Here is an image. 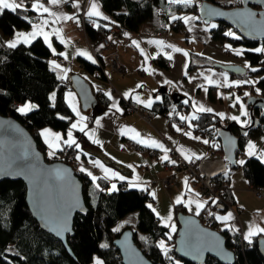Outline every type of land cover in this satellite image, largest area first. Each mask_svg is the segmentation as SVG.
Returning a JSON list of instances; mask_svg holds the SVG:
<instances>
[{"label": "trees", "instance_id": "16d2710c", "mask_svg": "<svg viewBox=\"0 0 264 264\" xmlns=\"http://www.w3.org/2000/svg\"><path fill=\"white\" fill-rule=\"evenodd\" d=\"M103 7L106 8L110 16L119 21L120 25L127 29V31L140 30L141 25L147 20H150L158 13L162 14L166 20L176 28L183 23L182 20L172 21L170 14L173 11H188L193 10L198 13L199 0L188 6L183 5H169L168 0H101ZM219 2L226 6H233L240 3V0H207ZM29 9V8H28ZM33 11L31 9L25 11L18 9L16 12L4 10L0 14V112L6 115H13L20 120L38 141V146L41 151L47 154V144L41 139L39 129L44 125H51L54 129L68 131L72 121L76 118L66 99L65 92L72 88L67 79L61 80L58 69L53 70V64L50 63L52 53L51 48L43 37H38L31 45H19L15 49H9L5 45L6 41L3 34H11L18 28H28L31 23L28 15ZM27 17L28 19H25ZM201 19V17H199ZM100 24H107V21L100 20ZM216 28L212 29V37L220 41L230 42L233 45H243L245 51L243 56L248 59L249 63L259 72H251L246 68L244 73L238 74L231 72L232 76L240 75L245 79H259V83L255 86L245 85L249 87L250 94H264V53H256L250 51L255 49L257 45L263 44L264 41L249 39H234L225 36V32L234 31V27L229 23L215 22ZM85 30L93 42H100L105 35L109 34L111 29L101 27L95 28L92 22L86 18ZM3 34H2V33ZM60 44V43H59ZM189 68L196 65L216 64L211 62L207 57H202L196 52H192ZM80 63L86 67L87 70L95 72L100 68V75L106 77V73L101 66L91 62L87 58L80 57ZM161 62L165 64L163 59ZM216 66H219L216 64ZM220 67V66H219ZM244 88V86L242 85ZM259 88L260 92L256 89ZM215 89L209 88V98L215 100ZM98 97L97 107L90 113H86L88 123H92L97 115L108 108L109 99L101 90L94 91ZM55 93V100L51 99L52 94ZM246 98L248 96H245ZM30 101L38 107L26 115L19 113L16 109L20 107L21 103ZM131 102L129 99L128 102ZM125 103V100H124ZM151 108H145L150 114L152 112L167 113L171 107L178 110L183 107L184 100L176 105L170 97V100L165 98L162 101L156 100L153 102ZM127 106V105H126ZM188 106V104H187ZM249 106V104H248ZM143 107V106H142ZM144 108V107H143ZM254 112L259 117L260 124L255 128L248 130V135L241 134L236 126L233 130L240 134V147L237 150L239 154L244 141L250 135L264 134V113L261 108H254ZM199 119L193 120L195 122L194 131L202 135L219 134L218 128L227 123L214 112L212 113H196ZM65 117L66 119H61ZM178 114L174 113L172 118H177ZM173 120V119H172ZM86 131V130H85ZM75 139L80 145L77 149L75 146H63V150H58L55 155L47 156L50 160L61 159L68 161L74 166V161H84L86 157L102 158L124 176L130 175L129 168L105 156L103 148L93 139L89 138L85 132L75 130ZM209 139V137H208ZM132 143V142H131ZM136 147L143 148L145 146L133 142ZM222 146V145H221ZM219 147L220 149L222 147ZM92 156V157H91ZM238 157V155H237ZM82 158V159H81ZM248 163L242 166L244 174L246 175L250 185L257 187H264V163L258 159L249 158ZM232 166V168H237ZM90 171V170H89ZM228 172V170H226ZM226 171L211 176V180L218 190L221 198L219 200L215 196H209L208 204L202 210L200 215H197L203 223L212 229H215V224L207 222L206 216L213 210L221 212L227 211L228 206H233L235 203V196H233L230 187L231 175ZM94 173L93 171H91ZM80 180L84 182V197L85 203L88 207L86 215H77L74 220V235L69 237L68 244L71 247L74 257L70 256L67 248L62 244L60 239L51 235L42 227L32 216L29 207L26 203V185L20 181H13V179L4 178L0 182V264H93L96 255L101 257L105 264H122V256L119 250L113 245V241L120 235L119 233L127 230V227L121 231H114L116 225L120 220L131 213H138L137 229L133 230L134 240L147 255L153 264H174L179 261V264H193L189 261L181 260L177 253H175V239L177 232L172 235V239H168V228L161 224L159 217L147 207L153 202V197L150 192L142 189L128 188L123 182L118 184L116 191H110L112 184L111 180L100 179L95 183L100 185L99 188L85 172L77 171ZM97 177H102L100 174H95ZM215 200L218 203L214 204ZM177 218L180 212L188 213L183 203L177 204L176 207ZM228 248L234 251V264H264V257L259 249V241L264 238L261 235L255 236L252 243L243 239V235L236 229H225L222 231ZM146 237L147 242L141 240V237ZM165 240L167 246L170 248L168 255L172 257L169 260L163 254V251L158 247L160 240ZM107 243L108 248H101L100 245ZM195 264V263H194ZM204 264H223L217 259L208 257Z\"/></svg>", "mask_w": 264, "mask_h": 264}, {"label": "crops", "instance_id": "0c3cea01", "mask_svg": "<svg viewBox=\"0 0 264 264\" xmlns=\"http://www.w3.org/2000/svg\"><path fill=\"white\" fill-rule=\"evenodd\" d=\"M33 2L34 0H23V3L29 9H31ZM42 2H44L46 6L48 5V0H42ZM88 3L89 0H81V9L79 11L71 6V0H69L68 3L53 8L55 11H62L63 13L69 15L77 14L79 23L69 20L52 26L61 28L63 30V36L65 37L66 41H70V43L62 44L56 36H51L50 42L52 44V48L55 49V53L51 56L50 63L53 64L52 62H55L58 64L59 60H63V64L65 65H63L61 68L69 70L66 73V76H69L70 73L78 72L87 77V79L93 85L94 91L101 90L104 93L111 92L115 100L119 101L118 107L121 109V111H116V109H113L111 107L113 101L109 100V106L106 110L97 113L92 123H88L87 119L86 122L87 125L90 126V131L94 130L95 132V135L92 137V139H98L101 142L98 145L103 148L105 156L108 159H112L120 164L122 163L126 165L130 170V175L124 176L118 171V169L100 157H86L83 161L84 165L82 167L90 171H95L94 173L103 176V171L92 163L94 160H99L105 165L106 168H110L113 171L118 172L121 176L126 177L125 180L109 179L112 181V183L123 182L128 188L133 189L147 188L150 193L152 190H158L160 187H164V189L167 191L172 187L178 188L179 190L183 188L185 189V202L183 203L185 209H187L188 213L195 214V201L197 200L188 197V194L190 193L189 189L192 190L195 188L194 178L191 177L190 174L187 176L188 173L176 174L174 176V183L168 188H165L163 179L168 175L169 171H167L166 167L164 166L165 162H171L162 159L165 154H167L170 157V160L173 161L176 157L181 156L185 158V155H191L192 153H195L196 156H199L200 158L196 159L193 157V159L198 161L197 163L199 169H201L205 176L211 177L226 170H228L231 175L228 186L230 187L233 196H235V203L232 207L233 210L237 212L238 218L240 220L239 224L236 222L234 224L233 219L228 221V223L231 224V227L235 229L238 225H240L242 228L243 239H245L250 226L264 227V197L259 198L258 195H256L253 190L254 186L250 185L246 175L244 174L242 166L239 165V167L231 169L232 166L226 161L227 159L225 158V153H223L222 148L210 151L208 149L209 144L206 145L202 143L203 139L208 140V136L194 131L195 122L192 120L191 124L193 127H189L188 121L180 119V116L191 117L193 115V101H196L198 104H202L205 107L214 109V113L223 112L225 114V118L223 119L224 121H227V119H229L228 117L233 115L241 116L240 105L237 104L236 107H232V104L235 102L234 96L241 97L242 102L249 114L247 98L244 95L245 92L250 90L249 87H245V85H243L244 88L242 86L229 88L208 85L203 76L200 75V73L209 75L210 73L208 70L211 69L212 73H215L213 76L214 80H223V77L221 76L222 73L227 74L229 82L240 80L241 78L240 75L232 76L231 72H229L227 69L216 66L214 63L235 62L233 57L228 54L230 52L226 53V50H224V47H226L225 43L227 42L222 43L212 37V28H210V25L214 24L215 22L212 21L211 23L206 24L202 19L194 20L191 23L192 31H189V25H186L184 22L180 24L178 28H176L169 22V20H166L162 14L158 13L156 17L143 23L140 27V30L127 31L129 36H126V38L115 39L116 41L112 46L101 48L100 42H96L95 47L99 49L100 52L99 54H95V51H93V47L91 46L93 41L85 30V23L82 20V14L87 10ZM98 3L100 5V11L103 12L104 15L108 16L110 20L114 19L110 16L106 8L103 7L102 1L98 0ZM171 14H175L177 16L200 17L199 14L191 9L188 11H173ZM28 18L32 22L31 25L28 28H18L15 31L29 32L32 30V24L40 22L39 14L34 11L28 15ZM108 22L109 21H107V24ZM46 30L50 31V28ZM14 32L7 35L3 34L2 32L1 33L3 34V37L6 41H10L14 38ZM107 35L111 36V31ZM133 39L140 41L141 47H143L145 52L150 55H154L158 49L156 46L147 43L149 40H163L167 44L175 45L183 51L188 52L189 55L185 57L183 52H172L170 49H165V51H168L172 54L173 59L168 60L164 55H160L155 59H150L145 67L150 66L151 69H155V72L149 74L141 67L143 63V56L141 55L139 49L132 45L131 41ZM76 49L86 50L88 53H90L93 60H95V63L100 65L104 73H106V77L100 75V68H97L95 72L87 70L79 60L80 57L84 58L85 56L77 55ZM113 51L118 52L119 59L124 67L123 71L113 70L111 64L107 62L106 56ZM61 52L67 53L68 58L65 59L63 56H60L59 53ZM192 52H196L202 57L204 56L208 59L210 58L211 62L214 64L196 65L192 68H189ZM242 57L244 56L242 55ZM160 59H163L165 64L161 62ZM90 61L92 62V60ZM58 71L60 75H65V73L61 72L59 69ZM185 72L187 74H185ZM190 77H195V79L190 80ZM165 80L172 81V83H164ZM138 84H142L143 87L136 88ZM202 84L207 87V92H205L203 88L199 87V85ZM161 86H165V89L160 90ZM210 87L215 89V100H211L208 96ZM72 89L73 88L67 89L65 94L67 91ZM133 89H135V92L126 98L124 93ZM174 90L180 91V93L183 95L182 101L187 100L188 106L187 104H183V107L179 108L178 110H175L174 107H171L167 113L152 112L151 114H153V117L151 121H148L142 114H138L131 110L129 111L126 106L127 104L124 103V100L130 99L133 104L139 106L141 105L147 109L144 104L136 102V95H139L141 99L145 101L150 98L153 101H162L165 98L170 100V97L172 99V92ZM185 93H187V95H185ZM230 95L233 96L232 99L224 98ZM174 113L178 114V117L175 119L172 118ZM249 115L248 117L241 116V119L249 120ZM97 119H101V127H97L95 123ZM176 127H179L182 131H176ZM128 129H135L136 132H139L140 137L138 139H147L151 137L152 139L162 143L165 148L169 149V151L165 153L159 148L145 146V150L143 148L141 149L136 147V145L133 144V142H136V140L131 138L135 135V133L127 131ZM67 132L68 131L63 133L65 139L67 138ZM185 132H191L193 136L200 137L201 140L191 139L190 137L184 135ZM39 134L41 139L45 142L44 138L41 136V130L39 131ZM169 137H171V139H169ZM249 141L255 143L257 150L264 149V134L260 133L256 135H250L244 141V146L238 154L237 159H249L245 156L246 147ZM140 145L142 146L143 144ZM63 146L64 145H61V147ZM181 146H183V154L180 151ZM50 150L51 149L47 145V156H49L48 153ZM153 150H155V152L152 154ZM129 165H132V167H129ZM94 167H96L98 170H96ZM99 170L101 171L99 172ZM186 178L188 180L187 187L184 184ZM134 183L138 186L132 187L131 185ZM177 191L172 190V194L177 193ZM261 192L264 194V187H261ZM189 199L194 201V203L191 205V209L187 205V201ZM202 199L203 200L201 201H208V198ZM173 203L176 204L175 201H173ZM228 211H224L226 213L219 211V213L222 216L227 214ZM161 224L164 225L162 221ZM167 228L172 235L177 232L175 231L172 233L171 228ZM177 228L178 225L176 230ZM262 236L264 237V234H262Z\"/></svg>", "mask_w": 264, "mask_h": 264}, {"label": "water", "instance_id": "95a60500", "mask_svg": "<svg viewBox=\"0 0 264 264\" xmlns=\"http://www.w3.org/2000/svg\"><path fill=\"white\" fill-rule=\"evenodd\" d=\"M210 10H215V12L222 14L210 15ZM240 12L253 13L256 21L264 22V0H240L239 4L231 7L219 2L201 0L198 7V14L203 21H207V23L225 21L235 27L243 38L252 41H264V34H250L238 23L240 17L236 14ZM216 64L235 74H241L246 71L244 65L238 62H217ZM69 81L71 87L80 96L84 113H90L97 107L98 103V97L95 95L93 85L86 76L78 72L70 73ZM164 89L165 86H161L160 90ZM182 98L183 95L180 91L174 90L172 92V100L176 105L180 104ZM247 103L249 104L250 114L248 127H242L240 123L230 119L218 128L225 158L230 156L233 161L238 160L237 150L240 147V134L233 130V126H236L241 134L244 135V132L248 133L250 128H255L260 124L261 120L254 112V108H261V113H264V94H250L247 97ZM229 138L235 143L229 144ZM25 149L29 153V160L36 165L38 175L8 174L11 171L8 168V164L15 157L21 155ZM226 161L231 166L238 165L230 163L228 159ZM56 170H60L63 173L62 178L55 176ZM4 178L13 179V181L20 180L26 185V203L32 216L40 227L60 239L70 256L74 257L68 240L69 237L74 235V220L76 216H83L88 212L83 192L84 182L80 180L77 171L70 162L61 159L50 160L47 154L40 150L35 136L20 120L13 115L10 116L0 112V182ZM77 201L78 203L73 206V203ZM62 207L68 213V231H65L63 236H60L53 230L54 224L48 219V213ZM177 221L179 229L175 239V253L181 260L189 261L193 264H204L205 260L211 257L223 264L235 263L236 255L234 251L228 248L227 240L222 231L205 225L193 213L180 212ZM119 234L113 241V245L119 250L120 256H122V264H153L147 255L144 254L141 247L136 244L132 229L127 228V230ZM193 234H198L202 241L209 246V250L204 251L202 255L190 250V238ZM217 240L218 248L212 250ZM259 249L264 257V238L259 241Z\"/></svg>", "mask_w": 264, "mask_h": 264}, {"label": "snow or ice", "instance_id": "6c2138e0", "mask_svg": "<svg viewBox=\"0 0 264 264\" xmlns=\"http://www.w3.org/2000/svg\"><path fill=\"white\" fill-rule=\"evenodd\" d=\"M68 2H69V0H48V5L46 6L45 3L42 2V0H34V2L31 5V10L39 14L40 22L32 24V30L29 32L15 31L14 32V38L12 40L8 41L5 46L9 49H15L21 44L31 45V43L34 40H36L38 37H43L44 40L46 42H48V47L52 48V44L50 42L51 36H56L62 44L70 43V41H66L65 37L63 36V30L61 28L52 27L53 25H56L60 22H66L69 20H73L76 23H79V18H78L77 14L69 15V14L63 13L62 11L53 10L54 7L63 5V4L68 3ZM168 3H169V5H183L184 7H188L194 3V0H168ZM71 6L74 9H77L79 11L81 9V0H71ZM6 9L10 10L12 12H16L18 9H23L25 11L29 10L27 8V6L23 3V0H0V14H2L4 12V10H6ZM84 14L92 22L93 26L97 29H99L101 27L108 28L110 24L115 23L114 21H110V18L108 16L104 15L103 12L100 11V5L98 3V0H89L87 10L85 11ZM209 14L210 15H220L222 13H217V12H215V10H210ZM236 15L238 17H240L238 23L246 31H248L250 34H255V33L264 34V22L256 21L254 19L255 14L240 12V13H237ZM25 19H28V18L25 17ZM170 19L172 21L182 20L186 25H189L188 30L192 31V27H191L192 21L200 19V18L196 17V16H177L175 14H170ZM100 20L109 21V24L102 25L98 22ZM29 22L31 23V21H29ZM205 23L207 24V21H205ZM216 27H217L216 24L210 25V28H212V29H214ZM49 28H50V31H47L46 29H49ZM206 30H209V29H206ZM224 34H225V36L232 37L234 39H240L241 38L240 36L236 35V33L233 31H227ZM124 35L129 36L128 33H124ZM108 39L111 40L112 37L109 36ZM131 43L134 47L139 49L141 55L143 56V63L141 65V67L143 68L144 71L148 72L149 74H152L153 72H155V69H151L150 66L145 67V65L147 64V62L150 59H155L160 55H164L168 60L173 59L172 54L168 51H165V49H170L172 52H183V55L185 57H187L189 55L188 52L183 51L182 49L176 47L175 45L167 44L163 40H149L147 42V43L152 44V45L157 47L158 50L154 55H150V54L146 53L145 49L143 47H141L140 41L133 39L131 41ZM100 47L103 48L104 45L101 44ZM226 48L233 51L235 53V55H237V56H242L244 54V51H245L244 49H233L231 45H227ZM52 51H53V53H55L54 48H52ZM250 51H254L256 53H264V46L257 47L255 49H251ZM76 54L85 56V57H87V59L92 60V62L95 63V60H93L91 54L88 53L86 50L76 49ZM59 55L63 56L65 59L68 58V54L65 52H61V53H59ZM52 63H53V70L59 69L61 72L65 73V75H61L59 78L61 80L67 79L66 73L69 70L68 69H62L61 66L59 64H56L55 62H52ZM244 67L249 69L251 72H259L260 71L259 68L253 67L247 61H245ZM208 72L210 73L209 75H205L204 73H200V75L203 76L204 80L207 82L208 85H215L217 87H229V88H231V87H240L242 85L255 86L257 83H259V79H256V80L245 79V80H235V81L229 82L226 73L221 74V76L223 77V80H219V79L214 80L213 76L215 75V73H212L211 69H209ZM185 74H187V73L185 72ZM191 79H195V77H190V80ZM260 79H264V77H261ZM164 83L171 84L172 81L165 80ZM141 87H143L142 84H138L136 86V88H141ZM199 87L203 88V90L205 92L208 91L207 87H205L203 84L199 85ZM256 91L260 92V89L257 88ZM134 92H135V89L130 90L129 92H125L124 96L127 98L130 95H132ZM105 95L108 97L109 100L113 101L111 107L113 109H116V111H121V109L118 107L119 101L115 100V98L112 96L111 92H106ZM185 95H187V93H185ZM244 95L249 96L250 93L245 92ZM224 98L232 99L233 96L230 95V96L224 97ZM51 99L53 101L55 100V93L52 94ZM157 99H159V98H157ZM135 100L138 103L144 104V106L147 108H151L152 104L154 102L151 98L146 100V101L142 100L139 95L135 96ZM234 100H235V102L232 104V107H236V105L239 104L240 109H241V116L248 117L249 114L245 108V105L242 102L241 97L240 96H234ZM68 103H69V106L71 107L72 111L75 113V115L77 117H79V119L76 122L71 124V126L67 132V138L66 139L64 138V136L62 134L54 133L48 129H45L41 132V136L44 138L45 143L51 149V151H49V153H48L49 156L55 155L57 150H63L61 145H64L67 147L75 146V148H77V149L80 148V145L77 143L76 139L74 138L73 130L85 132V134L88 135L90 139L95 135L94 130L90 131V132L85 131L87 129V124L85 123L87 118L81 115V112L77 106L76 96L72 92L68 93ZM184 103L187 104L188 101L185 100ZM37 107H38L37 105L31 103L30 101H27L22 106L18 107L16 110L19 113L26 115L27 113L33 111ZM192 108H193V115L191 117L180 116L181 120H185V121L189 122V127H193V125L191 124L192 120L199 119V117L196 115V113H203V112L212 113V112H214V109H212L210 107H205L202 104H198L196 101L192 102ZM215 114L217 116H219L221 119L225 118V114L223 112H217ZM241 116L233 115V116L228 117V118L233 120V121L240 123L242 125V127H245V128L248 127L249 126V120H242ZM60 118L66 119L65 117H60ZM101 119H97L95 121L97 127L102 126L101 125ZM174 127H175V125H174ZM127 131H131V132L135 133V135L132 136L131 138L136 140L137 143L143 144L146 147L159 148V149L163 150L165 153H167L169 151V149L165 148V146L162 143H160L159 141H156L155 139H152L151 137H149L147 139H142V138L138 139L140 137V133L136 132L135 129H128ZM176 131L179 132L182 130L179 127H176ZM184 135L190 137L191 139L201 140L200 137L193 136L191 132H185ZM244 135L247 136L248 133L244 132ZM169 139H171V137H169ZM93 142L97 143V144L101 143L98 139H95ZM202 143L207 145V144H209V140L203 139ZM234 143L235 142L231 138H229V144H234ZM213 147L219 148L220 145L219 144H213ZM180 151L182 152V154L184 153L183 146H181ZM245 156L248 158L255 157L261 163H264V149L257 150V146L255 145V143H253L251 141H249L247 144ZM193 157H195L196 159L200 158L199 156H196L195 153H192L191 155H185V159L189 160L190 162L192 161ZM77 159H79V157H77ZM162 159L166 160V161H170L173 164L176 163V161H171L170 157L167 154H165L162 157ZM226 159H228L230 163H235V164H238L240 166H244L245 164L248 163V160L243 159V158L233 161L231 159V157L229 156V157H226ZM92 163L96 167L100 168L103 171L104 175L102 177H97V176L93 175V173L91 171H89L88 169H86L84 167H81L80 171L85 172L89 177H91V180L95 184L96 188H99L100 185L98 183H95V182L97 180H100V179H106V180H109V179L125 180L126 179V177L121 176L118 172H115L110 168H106L105 165L102 164L99 160H94V161H92ZM129 167H132V165H129ZM8 168L11 169V171L8 174L15 173V174H19V175H25V174H30L32 176L38 175V169H37L36 165L31 160H29V153H28L27 149H25L21 155L15 157L8 164ZM227 174H228V172L226 171L225 175H227ZM55 176L57 178H62L63 173L60 170H56ZM184 184L187 187V185H188L187 178L185 179ZM131 186L137 187L138 185L134 183ZM116 190H117V185L115 183H112L111 187H110V191H116ZM142 190L147 191V188H143ZM189 191H191V190L189 189ZM150 195L153 198L156 197V193L154 191L151 192ZM197 196H199L198 193H197ZM184 202L185 201H184L182 196L177 197V199L175 201L176 204H181ZM76 203H78V201L74 202L73 206H75ZM193 203H194V201L191 199H189L187 201V205L189 206L190 209H191V205ZM212 203L216 204L218 202L213 200ZM207 204H208V201H195V207H196L195 214L200 215V211L202 209H204ZM147 207L149 209H151V211L153 213H155L157 217L160 218V220L164 223L165 227L171 228L172 233H174L176 231L175 225L171 224V220H172L171 215H169L167 218H165V217L160 216V213L157 212L156 208L153 207L152 204H148ZM209 215H215V214L210 212ZM67 216H68V213L65 210V208H63V207L56 210V211L48 213V219L54 224L53 230L56 231L57 234L60 236H63V233L65 231H68ZM215 219L224 223L225 227L229 228V230H232L231 226L227 223L228 221L234 219L233 214L231 212H228L227 214L222 215V216L221 215H215ZM125 223H129V221H126ZM113 230L118 232V231H120V228H115ZM261 234H264V227L250 226L249 230L247 232V235L245 236V239L248 241L249 244H251L253 237L261 235ZM208 235L211 236L212 234H208ZM168 239L169 240L172 239L171 234H168ZM141 240H144L145 242H147L146 237L142 236ZM100 247L101 248H108L109 245L107 243H103L100 245ZM158 247L163 251V254L165 255V257H167L169 260L172 259V257H170L168 255V253L170 252V248L167 246L165 240H160L158 242ZM189 247H190V250L192 252H195L198 255H202L204 251L209 250V246L202 241L201 237L198 234H193L191 236ZM216 248H218V240H217V242H216V244L212 250H215ZM94 264H104V261L97 257V258H94ZM174 264H179V261H175Z\"/></svg>", "mask_w": 264, "mask_h": 264}, {"label": "built area", "instance_id": "2783aa9c", "mask_svg": "<svg viewBox=\"0 0 264 264\" xmlns=\"http://www.w3.org/2000/svg\"><path fill=\"white\" fill-rule=\"evenodd\" d=\"M195 2V0H194ZM82 20L85 23L86 22V15L83 13L82 14ZM110 21H114L115 23H112L109 25V28L111 29V37L112 39L109 40L108 37L109 35H105V37H103L100 41V44H103L104 47H109L112 46L115 43V39H123L126 38V36L124 35V33H127V29L123 28L119 21L116 19H112ZM109 24V22H108ZM235 28V27H234ZM236 33V35L240 36L243 38L242 34L239 33V31L235 28L234 31ZM245 39V38H244ZM262 41V40H260ZM228 45H231L233 49H239V48H243L245 49V47L243 45H233L230 42H227ZM96 42L91 43V46L93 47V51H95V54H99V49H97L95 47ZM240 46V47H238ZM263 44H259L256 46L257 47H262ZM226 52H230L232 53L233 51L227 49L225 47ZM106 60L107 62H109L113 68V70L115 71H123L124 67L122 65V62L119 60V55L118 52H113L110 53L106 56ZM58 64L63 67V60L62 61H58ZM240 80H244L242 77L240 78ZM125 104H127V109L130 111H134L138 114H142L148 121L152 120L153 114H150L145 108H143L141 105H135L132 102H128V100H125ZM209 137V146L208 149L210 151H213L215 149H218L216 147H213V144H219L220 146L222 145L221 143V139L219 134L217 133V135L215 134H211L209 133L208 135ZM155 152V150L152 151V154ZM173 161H176L175 164L173 163H169V162H165V166L166 170L169 171L168 175L166 177H164L163 179V184L165 186V188H168L169 186H171L174 183V179H175V175L179 174V173H188L190 174L191 177L194 178V187L197 190V193L199 194V196H205V197H209V196H215L217 197L219 200H221L222 197L219 196L218 194V190L216 189V186H214L213 181L211 180V177L205 176L203 174V172L201 171V169H199L198 166V161L192 159V161L190 162L189 160L179 156L176 157ZM84 165V163L81 160H75L74 161V168L76 171H78V169H80L82 166ZM96 170H98L96 167H94ZM101 171V170H99ZM254 192L256 193V195H258L259 198H263L264 194L261 192V188L260 187H253ZM222 201V200H221ZM223 202V201H222ZM229 210V211H228ZM228 212L233 213V222L235 224L238 223L239 224V218H238V214L235 210H233V207L228 206L227 209ZM216 212H219L217 210H213L211 211V213H214L215 215H218ZM215 215H207L206 219L207 222L209 223H214L215 224V229L216 230H220V231H224L225 229H229L227 227H225V224H223L221 221H218L215 219ZM228 223V222H227ZM230 226L231 224L228 223ZM232 228V227H231ZM236 230H238L241 234H242V230L239 228V225L235 228Z\"/></svg>", "mask_w": 264, "mask_h": 264}, {"label": "rangeland", "instance_id": "374dc122", "mask_svg": "<svg viewBox=\"0 0 264 264\" xmlns=\"http://www.w3.org/2000/svg\"><path fill=\"white\" fill-rule=\"evenodd\" d=\"M200 1L201 0H199V2L198 3H200ZM225 45L227 46L228 45V43H225ZM238 47H240V46H238ZM239 49H241V48H239ZM243 49V48H242ZM224 50H225V47H224ZM113 52H116V51H113ZM113 52H111V53H113ZM226 53H228V52H226ZM228 54H230L231 55V57H233V60L235 61V62H233V63H236V62H238V63H241L242 65H244L245 64V61H247L248 62V59L247 58H244V57H242V56H237V55H235V53L234 52H232V53H228ZM119 55V54H118ZM229 55V56H230ZM120 60V59H119ZM66 61V60H65ZM82 72V71H81ZM69 92H72V93H74L75 94V96H76V101H77V106H78V108H79V110H80V112H81V115L82 116H84L85 117V113H84V111H83V109H82V106H81V100H80V96L77 94V92H76V90H70V91H67V93L65 94V96H66V99H67V101H68V93ZM243 98V97H242ZM244 99V98H243ZM27 102V101H26ZM25 102H23V103H21V106L24 104ZM79 119V117H77L76 116V118L72 121V123H74V122H76L77 120ZM85 123L87 124V122L85 121ZM45 129H48V130H51L52 132H54V133H60V134H62L63 135V133H64V131L63 130H59V129H54L51 125H44V127H41L40 128V130H41V132L43 131V130H45ZM63 131V132H62ZM87 132L89 131L90 132V126H88L87 125V130H86ZM73 135H74V138H75V130H73ZM51 151V150H50ZM82 159V158H81ZM82 162H83V159H82ZM93 172H95V171H93ZM100 172V171H99ZM96 173H93V175H95ZM187 176H189V174L187 175ZM116 185H117V187H118V184L119 183H117V182H114ZM150 187H152V186H150ZM163 187V186H162ZM172 190L174 191H177V190H179L178 188H175V187H172V188H170L168 191L166 190V189H164V187L163 188H159L158 190H152L151 192H155L156 193V197L154 198V200L155 201H153V202H151L150 204H152L153 205V207H155L156 208V210H157V212H159L160 213V216H162V217H165V218H167L169 215H171L172 216V220H171V224H174L175 225V227H177V225H178V221H177V212H176V209H175V207H176V205L177 204H174L173 203V201H176V199H177V197H180V193H181V196L183 197V199H184V201H185V197H184V194H185V189H181V190H179V191H177V193H175V194H172ZM171 196V197H170ZM188 197L189 198H191V199H195V200H199V201H201V200H203L202 198H205V199H207L205 196H197V190H196V188H194V189H192L191 191H190V193L188 194ZM173 199V200H172ZM218 215H221L219 212H216ZM224 213H226V212H224ZM223 213V214H224ZM233 214V213H232ZM126 221H129V223H125ZM138 213L136 214V213H131V214H129V215H126V217L125 218H123L122 220H120L119 222H118V224L116 225V228H120V231L121 230H123V229H125V228H127V227H131L133 230H136L137 229V224H138ZM161 221V220H160ZM170 228V227H169ZM239 228L242 230V228L240 227V225H239ZM163 240V239H162ZM100 258L101 260H103L101 257H99L98 255H96L95 256V258ZM104 261V260H103ZM93 264H94V262H93ZM104 264H105V262H104Z\"/></svg>", "mask_w": 264, "mask_h": 264}, {"label": "bare ground", "instance_id": "6f19581e", "mask_svg": "<svg viewBox=\"0 0 264 264\" xmlns=\"http://www.w3.org/2000/svg\"><path fill=\"white\" fill-rule=\"evenodd\" d=\"M215 22V21H214ZM217 22V21H216Z\"/></svg>", "mask_w": 264, "mask_h": 264}]
</instances>
